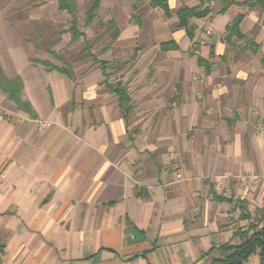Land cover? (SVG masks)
<instances>
[{
    "label": "crops",
    "instance_id": "0c3cea01",
    "mask_svg": "<svg viewBox=\"0 0 264 264\" xmlns=\"http://www.w3.org/2000/svg\"><path fill=\"white\" fill-rule=\"evenodd\" d=\"M239 15L243 37L228 39ZM178 24L158 50L170 66L140 52L144 65L124 71L129 113L99 66L69 77L31 56L0 59L37 115L0 93V264H210L264 226V11L217 12L224 42L200 53L184 52L198 36ZM168 42L178 48L163 51Z\"/></svg>",
    "mask_w": 264,
    "mask_h": 264
},
{
    "label": "rangeland",
    "instance_id": "374dc122",
    "mask_svg": "<svg viewBox=\"0 0 264 264\" xmlns=\"http://www.w3.org/2000/svg\"><path fill=\"white\" fill-rule=\"evenodd\" d=\"M77 1L78 30L82 35L75 40L72 33L68 32L72 18L58 10L55 0H0V59L4 63L11 60L21 66L25 58L31 56V61H48L61 68L66 66L75 75L98 66L95 61L97 58L98 61L110 64L107 70L108 80L115 85L125 77L127 67L132 68L139 60H144L139 59L140 52L154 56L152 60L145 59L143 63L147 66H170L173 60L158 51L159 45L178 31L176 10L183 5L200 4L199 0H170L173 17L168 19L161 9L150 7V0H104L97 17L87 26L86 13L93 0ZM207 5L213 11L211 19L199 27L192 24L198 38L184 52L190 49L194 53H200L202 47L212 44H219L220 47L224 42L223 29H216L211 25L220 9V3L218 0H205L204 7ZM111 19L117 22V38H114L115 30L109 25ZM177 34L182 36L180 40L185 39L184 29ZM187 43L188 39L182 45ZM48 49L55 54H50ZM216 61L217 67L224 65V60ZM143 63L138 66L144 65ZM180 66L194 67L195 60H188L182 55ZM122 82L125 83L124 80ZM257 126L261 136H264L263 117Z\"/></svg>",
    "mask_w": 264,
    "mask_h": 264
},
{
    "label": "trees",
    "instance_id": "16d2710c",
    "mask_svg": "<svg viewBox=\"0 0 264 264\" xmlns=\"http://www.w3.org/2000/svg\"><path fill=\"white\" fill-rule=\"evenodd\" d=\"M57 2L58 10L60 12L67 13L71 18L69 33H72L73 38L76 40L81 37V33L78 30V1L77 0H55ZM104 0H93V3L90 9L86 13V25L90 26L93 23V20L97 17L98 12L101 8L102 2ZM220 3V9L218 14H225L233 6H248L250 10L260 7L264 11V0H218ZM203 2L196 7H184L177 12L176 16L178 19V26L184 28L190 39H193L195 36V26L191 24L192 19H206L212 12L209 6L204 7ZM150 7L153 9H161L164 14L170 18L171 8L169 5V0H150ZM244 20L243 15L237 16L234 21L227 27L228 39L232 37L242 38L240 31V26ZM109 25L112 29L115 30L114 38L119 37V31L117 27V22L114 19H111ZM163 51L175 50L178 48V45L173 42L161 44ZM50 54H55L51 49L47 50ZM98 66L103 70L106 76V83L108 89L112 92H115L120 108L129 113L131 111V96L129 92V87L126 83H123L122 80L118 81L115 85L109 83V74L107 72L110 64L106 61H98L95 59ZM34 64L44 65L49 71H57L66 76L71 77L72 73L68 67H57L51 64L48 61L34 60ZM199 63L204 64L206 61L203 58H199ZM0 92L6 95L7 99L14 102L17 107L30 114L31 117H36V112L32 105L25 101L23 98L24 92V82L20 76L8 77L6 71L3 68L2 63L0 62ZM247 218L251 219L249 215ZM252 232V233H251ZM251 233V235H249ZM245 237L244 242L239 246H232L229 244L223 245L219 250L223 253V256L220 258L213 259L210 264H243L248 259L258 253L262 260L264 261V226L259 228V224L251 223L248 229L242 234ZM215 249V248H214Z\"/></svg>",
    "mask_w": 264,
    "mask_h": 264
},
{
    "label": "water",
    "instance_id": "95a60500",
    "mask_svg": "<svg viewBox=\"0 0 264 264\" xmlns=\"http://www.w3.org/2000/svg\"><path fill=\"white\" fill-rule=\"evenodd\" d=\"M131 232L135 236L136 239H142L140 234L135 229H132Z\"/></svg>",
    "mask_w": 264,
    "mask_h": 264
},
{
    "label": "built area",
    "instance_id": "2783aa9c",
    "mask_svg": "<svg viewBox=\"0 0 264 264\" xmlns=\"http://www.w3.org/2000/svg\"><path fill=\"white\" fill-rule=\"evenodd\" d=\"M262 132H263V130H262Z\"/></svg>",
    "mask_w": 264,
    "mask_h": 264
}]
</instances>
